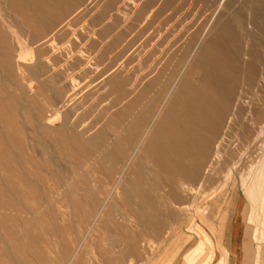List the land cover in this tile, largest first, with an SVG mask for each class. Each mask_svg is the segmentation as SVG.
Masks as SVG:
<instances>
[{
	"label": "rangeland",
	"instance_id": "1",
	"mask_svg": "<svg viewBox=\"0 0 264 264\" xmlns=\"http://www.w3.org/2000/svg\"><path fill=\"white\" fill-rule=\"evenodd\" d=\"M3 1H5L6 4L3 3ZM8 1L9 0H0L1 4L6 5L3 6L0 4V9L2 8L0 12V19L2 18L0 20V117L4 119L2 126L5 125L4 128L0 125V134L2 135H0V143L5 140L3 143H6V145L9 146L7 148V146L5 147L4 144L1 143V147L3 145L6 149H8L6 152L9 153L6 155V152L4 153L2 151V153H4L2 157L7 161L10 160L9 163L11 162L10 164L12 166H16L18 163L16 161L19 160V158H17L18 149L16 150L9 145L7 139L8 136L5 134L6 130H4L6 127L11 128L13 126L14 128H11V130L14 131H12L13 134L23 135L25 143L27 141L26 138H31H28V141L31 142L29 143V146L26 145L27 143L24 146L27 152L25 153L26 150L23 149L26 155L25 159L24 156L22 159L27 162L28 158H30H27V153L28 156H31L29 155L30 151V154L33 153V148L31 149L33 144L32 134L30 137V133L32 132V123L38 126H46L44 124L45 121H43V123L38 122V116L39 118H43V120L51 117H59L63 122V125L67 127L65 128L66 133H80V131H82L85 134L84 137L80 138V140L82 139L83 141H81L84 144H88V142L90 143L89 139L92 138L90 135L95 134L110 119H112V116L117 115L120 112L121 108L125 104H122V102L126 101L127 103L131 99L135 98V96H131V99L129 97L136 89L143 90L147 83L149 84L153 79H156L160 74H162L161 71H164L163 68H167V70H165V79L162 81H165L166 78L168 79L175 73V71L173 72V68L176 65L180 69L184 68L185 60L187 61L188 55H190L195 49V44L197 43L196 40L198 41L200 39V35L203 34L208 23L212 20V16L220 3V0H152L154 1L152 2L153 4L151 3L152 5H149V1L147 3L146 0H115L113 4V0H78L79 2L74 0V9L77 10L80 8L74 16H70V13L64 17L65 19L63 18L64 20L62 19L60 22L56 23L51 29L47 28L45 30H35V32L31 31L30 33L27 29L24 30V32L23 30H21L22 32L19 30L17 19L10 14L11 12ZM146 3L148 5H146ZM144 6L148 8L145 9ZM153 8L155 11L152 10ZM142 9L145 10L143 11ZM4 10L9 11H5L7 13H4ZM149 11L153 12V16H149ZM11 27H13V29ZM208 27L209 31L206 34H221L222 31H228V33L232 34L233 37L239 38V49L241 54L240 57L237 58L238 61L234 58L235 47L230 44H224L222 48L225 50L226 57L224 56L220 62L230 63L231 66L236 64L235 62H238V65L243 68L245 60L242 52L248 51L252 52L255 61L260 62V66L264 68V0H227L224 3L223 8L220 9L218 15L212 20V22H210ZM9 30H14V32L16 31L18 34L13 31L9 32ZM195 35L196 37L198 35L199 39L198 37L196 39ZM222 63H219L218 66L223 65ZM220 76L221 75L218 74L217 78ZM14 78L17 82L14 81ZM124 79H127V81L125 82ZM257 79L259 81L260 77L258 76ZM227 82L228 86L232 90H235L233 101L230 105V108H233L230 110V112H232L234 110L235 103H238L241 81L239 80L236 82L232 79ZM112 83H117V85L120 83H126V85L123 86L122 84L120 85L121 87L113 90L114 84ZM221 85V81L215 82L216 91H214V95L217 99L223 91V87ZM161 88L162 86L160 85L151 88L149 95H147L146 98L158 95V91ZM9 93L11 95L5 96ZM118 97L120 101L116 102ZM7 98L9 99L3 100ZM11 98L14 100H11ZM146 98L142 100L140 104L141 108L143 106L145 107L147 102ZM2 100L5 101V105L2 103ZM222 100L220 103L216 100L214 106L215 109L222 110ZM245 100L246 98H244V101ZM244 101L242 100V102ZM32 105H36L38 107L34 106L37 108V112L34 111ZM4 109H7V111ZM11 109H15L16 111H12ZM189 109L187 108L188 112ZM19 110H22V113ZM28 111H30L32 115H30V112ZM40 111L42 115L40 114ZM2 112L4 113V118L2 116ZM15 112L16 114L14 115ZM47 112L50 113L48 114ZM12 113L15 118L12 116ZM33 113L35 115H33ZM131 113L132 115L128 116L129 119H133L132 116H134V114L133 112ZM187 114L189 115L190 113ZM187 114H185V116H188ZM7 115L11 116V118H13L12 120L16 119L14 120L15 122L13 121L14 125L11 124V118H9V116L7 117ZM27 116H29V120L27 119ZM190 116L191 114L188 117ZM188 117L187 119L186 117H184L185 119L183 118L185 121L182 120L183 124L185 123L182 131L184 134L186 133L183 135V139L184 137L185 139H188L184 142V146L181 151L187 150L186 148L192 139L191 135H193L192 129L190 128L191 118H189V122ZM227 117L228 114H226L224 119L217 123L218 129L216 130V135H214L215 138L211 148L212 151L208 154L204 151L206 153V161L202 165L198 180L196 183L193 182L194 186L202 187V184L204 183L201 181L203 179L205 180L204 175L206 176L211 172L205 170L212 169L210 168V161L213 159V155L216 152V144L220 142L223 136L227 133L224 131L227 125ZM22 119H24L26 123L23 124L24 121ZM7 120L10 123L6 124L8 122ZM263 120L264 117L261 121ZM202 123L204 122H201V126L199 125L198 128L199 130L197 129V131L201 132H199V134L196 133L198 140L200 141L199 148L204 147L201 141H204L206 137L205 133L207 132L204 128H202ZM0 124H2V121ZM20 124L22 125L19 126ZM63 125L53 127V131L61 130ZM257 125L258 123L255 126V131L258 132V128L260 129L262 125ZM22 126L23 128H21ZM185 127L187 128V131H185ZM18 129L22 133H19ZM202 131H204V133ZM41 136L42 135L40 134L39 137ZM88 136H90V138ZM220 136L221 140L219 138ZM86 138L88 139V142H86ZM235 138L236 137L228 138L229 140L234 139L233 142L235 144L232 143L233 147H236L238 144L235 141ZM188 140L189 142H187ZM171 144L169 145L170 147H168L170 149V153H167L168 156L173 159L175 157H182L183 163H186L189 159V152L188 154L185 153V151L184 154L183 152H181L182 154L174 152L175 150L177 151V149L174 147L175 150L173 151ZM41 146H43L41 147L42 149H39L40 146L38 147L40 151L45 150L47 154L49 151H52V148H47L46 144ZM9 148L13 149L12 153V150L10 151ZM4 149L2 147V150ZM15 154L16 157H14ZM4 155L6 157H4ZM9 155L11 157L10 159L8 157ZM11 159H13L16 164L13 160L11 161ZM90 161L88 164L80 166L79 168L74 162L68 163V166L67 162L64 164V161H62V164L59 163L60 166H58L59 164L53 161V167L56 165V167L53 168L54 175L46 170H41L43 173L39 171L38 175H42L43 183L39 181L41 183L40 184L38 180L34 181L36 186L33 184L32 190L36 189L35 191H41L36 192V194H34L35 191H33V200H31L32 197L28 198L30 204L27 203V199L25 200L28 205L33 206V210L30 212L22 210V212L19 213L24 215L22 217L15 212L11 213H14L12 216L16 217V215H18V217H20V220L16 221L15 224L21 227H17L16 225L12 226L14 223L10 222H8L5 226H0V232H2L0 234L2 235L0 236V246L1 250L4 251V256L2 255L1 257L0 255V262L2 264H6L7 261V264H10V262L12 264L13 260L16 264H21V262H27V264H42V256H45L46 258L43 264H68V261L66 262L68 258H63L65 244L68 249L70 248V255H72L75 249L79 247L76 257L69 264H264V240L263 242L255 240L256 226H258L257 228L260 230H263L262 221L264 220L262 218H264V213L261 210L257 211L259 217L262 215L259 218L260 224L248 222L247 218L250 213L251 203H249L250 201L247 199L246 193L244 192L245 190L240 183L241 180H239V176H236L235 180L232 179V182H230L231 180H228L229 182L226 181L229 170L222 175L221 180L215 184L216 186H212L213 188H209L207 191V189L202 187L201 194L203 195H192L194 196L192 197L184 194V196L188 197V199H182L177 202L172 201L173 199L170 198L171 192L169 190L172 189L171 185L173 184V181L169 184L170 179H161V182L158 185L159 187H157V189L155 188L156 190H153L152 194L153 197H157L155 202H160L164 207L163 213L165 217V224L161 229H156V231L151 227L143 228L142 226L137 225L135 218L124 219L122 217L121 213L125 211V207H123L124 196L122 194L124 189H122L119 194L113 195V199L116 202L115 205H117V211L114 214V224L117 227L123 228H113L112 230L106 231L102 228V226H98V224H95L92 228L88 229L90 226L85 225V222L80 221V218L74 213V209L71 207L69 208L65 199L67 195L68 197H74L81 193V190L78 188V177L82 175L81 173L83 171L85 172L84 174H87L86 172L92 174L93 171V174H97V176L95 174L94 177L96 176L100 178L99 173H94L92 167V163L94 161ZM189 162L187 161V164ZM191 162L195 163L199 161L193 160ZM89 163L92 165H89ZM70 164L73 166L74 164L76 165V167L74 166L75 170L72 171L70 169L72 167ZM208 164H210L209 167H207ZM57 167L59 170L56 169ZM83 167L86 169L83 170ZM217 168L218 166H216V169ZM76 169L80 171H76ZM216 169L211 172L212 175L216 174ZM0 172H3L0 173L1 176H11L9 172L1 170V168ZM47 173L49 175H46V177L51 180V176L55 177V174L61 176L56 175L59 179H55V177L52 182L50 179L46 180L47 178L44 175ZM66 173H69L68 175L70 176ZM62 176L66 180H64ZM67 179H69V181ZM178 179L179 178L177 177L174 179L175 183ZM61 180H63V182ZM149 180L151 181V179ZM73 181L76 182L77 185ZM235 183L238 188H234ZM37 184H40L39 188H37ZM151 184L152 183L150 182L147 187H149V185L151 187ZM43 185H45V187ZM47 185L49 187H46ZM51 185L55 186H53L54 189ZM218 185H223L225 187L224 191H222L223 193L221 194L216 190ZM66 186H74L76 189L73 191V189ZM50 187L52 188L51 190ZM56 187L61 190H58ZM150 187L149 190H152ZM45 188H48V190ZM25 189L28 192L30 190V188L27 189L26 186ZM49 190L50 192L54 190L56 193L54 194V191L52 193H48ZM76 190L79 191L77 192ZM59 191L60 195L63 196L59 195ZM216 192L217 194H215ZM38 193L43 194L41 195V198L40 195L38 196ZM35 195L38 197L36 196L34 198ZM62 197H64V200ZM37 198L39 200H42L43 198L47 201L42 203L37 200ZM53 198H55V200ZM48 199L50 200L48 201ZM60 199L63 200L62 204H65L64 207H62V204L59 206L61 201ZM64 201H66V203H64ZM33 202L36 204H33ZM37 203L41 204L38 205ZM51 204H54L55 206H53L55 208ZM56 205H58V208ZM66 205L68 207H65ZM39 206L43 207L42 210ZM203 207L209 208V214L203 213ZM138 210L139 207H137L136 203H133L132 211H136L137 213ZM51 211H53L52 214H50ZM46 213L48 215L50 214V216L46 215ZM101 214L102 216L104 215L103 213H100V215ZM29 218L32 221L28 222ZM32 218H34V222ZM76 218H78V220ZM36 219H38V221ZM23 220L27 221L25 222ZM26 223L27 225H25ZM32 223L35 225H31V227L30 224ZM9 225L10 229L8 228ZM12 227L15 229L13 230ZM17 228L20 229L19 232V229ZM28 229L30 231H28ZM22 230L25 233L22 232ZM13 231L15 233H13ZM26 231L30 232V236L32 237L31 240H33L34 237L33 242L30 240L29 233ZM26 233L28 235L27 238ZM125 233H133L136 235L138 240L135 245H132L128 239H122ZM206 237H209V242L206 240ZM7 239L8 242L6 241ZM35 239L36 242H34ZM4 243L8 244L5 245ZM201 243L205 244V250L199 251L197 256H195L191 261L190 254H192L196 249L195 247ZM29 244L31 246H29ZM2 247H4V250ZM35 247L36 250L39 248H41V250L36 251L34 250ZM10 249L12 250L11 253H13L14 257L9 256ZM37 252H39V256L41 255L40 261ZM5 255L8 258L12 257V261L10 259L6 260L7 258Z\"/></svg>",
	"mask_w": 264,
	"mask_h": 264
},
{
	"label": "bare ground",
	"instance_id": "2",
	"mask_svg": "<svg viewBox=\"0 0 264 264\" xmlns=\"http://www.w3.org/2000/svg\"><path fill=\"white\" fill-rule=\"evenodd\" d=\"M73 1L74 0H9L8 2H9V9L11 12L10 14L13 15V17H15V19H17L18 24H19L18 25L19 30L20 31L23 30V32H24V30L27 29V30H29L28 32L31 33V31L35 32V30H45L47 28L51 29L56 23L60 22L65 16L69 15L70 13H71L70 16H74L80 10V8L75 10L74 9L75 3ZM146 1H147V3L149 1V5L152 2H154L152 0L151 1L146 0ZM226 1L227 0H220V3H219L216 11L214 12V14L212 16V20L218 15L220 9L223 8L224 3ZM114 2H115V0L112 1V4ZM3 3H5V1H3ZM117 3H115V4H117ZM147 3H146V5H148ZM1 5H3V4H1ZM127 7H129V6H127ZM144 8L147 9L148 7L146 8L144 6ZM1 9H0V12H1ZM152 10L155 11L154 8ZM5 11H9V10H4V13H7ZM152 13L153 12H150V15H149V13H148V15L151 16ZM4 17H6V16H4ZM212 20L210 22H212ZM17 21H16V23H17ZM210 22L208 23L207 27L205 28L203 34L200 35L201 36L200 39L197 35L199 40L198 41L196 40L197 43L195 44V49L192 51V53L190 55H188L187 61L185 60L184 68L180 69L176 65L177 67L175 66L173 68V72L175 71V73L173 75H171V77H169L168 79L166 78L165 81H162L165 79L164 78V75L166 74L165 70H167V68H163L164 71L163 72L161 71L162 74H160L156 79H153L149 84L147 83L143 90L136 89L129 97L131 99L132 97L135 96V98H133L131 100L129 99L130 101H128L127 103H126V101L122 102V104L123 103H125V104L121 108L120 112L117 115L112 116V119H110L95 134L90 135L92 137L91 139H89L90 143L87 141L88 140L87 138H86V142H88V144L87 143L84 144L82 142L83 140L82 139H81L82 141L80 140V138L84 137V134H85L82 131H80V133L73 132V131H72L73 133H70V132L66 133L65 128H67V127H65L63 125V122L60 120L59 117H51L49 119L43 120V118H39V116H38V122L43 123V121H45L44 124L46 126H38V125H35L34 123H32V125H31L32 132L30 133V137L32 134V139H33L32 146L33 147L31 146V149L33 148L32 149L33 153L30 154L31 153V151H30L29 155H31V156H28V153H27V158L30 157V158H28V162H27L26 160H24L25 155H26L25 153L27 152V150L24 148V146L26 143H27L26 145H28V146H29V143H31L28 141L29 137L26 138L27 141L25 143V139H24L23 135L13 134L14 131L11 130V128L13 126L11 128L6 127L4 130H6L5 134H7V136H8L7 139H8L9 145L12 148H15L16 150L18 149L17 150L18 151L17 158H19V160H16L18 162L16 166H12L10 164L11 162L9 163V161H10L9 159L11 158L10 155L8 156L9 159L7 158L9 161H7L6 159H4L2 157L3 154L8 150L5 148L7 146L6 143L5 144L3 143L5 140H3V138H2L3 141L1 143L4 144V146H5L4 147L2 145V147H3V149L5 148L6 150L5 149L2 150L1 143H0V168H1V170H5V171L9 172L11 176H9V175H6V176L2 175L1 176V174H0V176H1V179H0V226H5L8 222H10V223H14L13 225L11 224L12 226L16 225L17 227H21V226H18L17 224H15L16 221L20 220L19 219L20 217H18V215H16V214L21 213L22 210L23 211L26 210L27 212H30L33 210V208H32L33 206L28 205V204H30L28 198L32 197L34 194H36V192L41 191V190L35 191L36 189L32 190L34 181L38 180V182L41 181V183H43L42 175L41 174L38 175L39 171L42 172L41 170H46L49 173H53V170H54L53 168L56 167V165L53 167V165H52L53 161L57 162L58 164L61 163L62 161H64V164H65V162H67V164L74 162L77 165V167L79 168L80 166L88 164V162L90 160H92L94 162L92 163L93 165L90 163H89V165H92L94 173L95 172L99 173L100 178L96 177L97 176L96 173H95L96 174V176H95L96 178H95L94 177L95 174H93V171H92V174L88 173V172H86L87 174H84L85 172L83 171L81 173L82 175L80 177H78L79 178L78 188L81 190V193L79 195L74 196V197H68V195L67 196L65 195L66 196L65 199L68 203L67 205H69V208L71 207L74 209V211H75L74 213L76 214L77 217L80 218L81 222H85L86 223L85 225L90 226L88 229L92 228L93 225H95V224H98V226H102V228H104L106 231L112 230L113 228H115V229H122L123 228V227H117L114 224V219H115L114 214L117 211V205H115L116 202L113 199V197H114L113 195L119 194V192L122 189H124L122 194L124 196L123 207H125L124 208L125 211H123V213H121L122 217L124 219L135 218L137 225H140L143 228L151 227V228L155 229V231H156V229H161L162 226H164V224H165V217H164V213H163L164 207L161 205L160 202H158V201L155 202L157 197H153V194H152L153 190L155 191L157 189V187H159L158 185L161 182V179H165V178H168V180L170 179L169 184H171V182L173 181L172 182L173 184L171 185L172 189L169 190L171 192L170 198L173 199V200L171 199L172 201L177 202V201L182 200V199H186V198L188 199V197H185L184 194L190 195V196H192V195L196 196V195H199L202 193V191H201L202 187L207 189V191L209 188L210 189L213 188L212 186L213 185L216 186L215 184L221 180L222 175L225 174V172L227 170H229V172H228V178L226 179V181L231 180L230 182H232V179L235 180L236 176H239V178H240L239 180H241L240 183L245 190L244 192L246 193L247 199L250 201L249 203H251L250 213H249L248 218H247L248 222L253 223V224H255V223L260 224L259 218L262 215L259 217L257 211L261 210L264 213V120L261 121V119L264 117V68H262L260 66V62L255 61V59L253 58L252 52H248V51L242 52L244 60H245L244 64H243L244 65L243 68H241L238 65V62H235L236 64H234L233 66H231L230 63H227V62H225V63L220 62L221 59L224 58V56L226 57L225 50H223V48H222L224 44H230V45L234 46L235 47L234 58L237 59L240 57L241 53H240V49H239V46H240L239 38L233 37L232 34L228 33V31H222L221 34H211V33L206 34L209 31L208 26L210 25ZM11 28L13 29V27H11ZM16 29H18V28H16ZM214 30H216V29H214ZM12 31L14 32V30H12ZM12 31L9 30V32H12ZM210 32H212V31H210ZM14 33H16V31ZM16 34H18V33H16ZM31 36H32V34H31ZM195 37H196V35H195ZM197 37H196V39H197ZM164 38H167V37H164ZM3 51H5V50H3ZM241 51H243V50H241ZM11 53H13V52H11ZM81 55H83V54H81ZM9 57H10V55H9ZM236 61H238V59ZM219 63L220 64L222 63L223 65L218 66ZM165 64H167V63H165ZM156 68H157V66H156ZM218 74H220L221 76L217 78ZM258 76L260 77L259 81L257 79ZM17 79H19V78H17ZM232 79H234V81H236V82H238L240 80L241 85L239 87L238 103H235L234 110L232 112H230V110L233 109L232 107L230 108V105L233 101L235 90H232L228 86L227 81L232 80ZM14 81L17 82V80H15V78H14ZM124 81L126 82L127 79H124ZM217 81H221L222 82L221 86L223 87L222 94L220 96L217 94L219 96L218 99L220 101L214 95V91H216L215 82H217ZM0 82H1V80H0ZM12 83H14V82H12ZM18 84H19V82H18ZM112 84H114L113 90L118 89V87H121L120 85H122V84H123V86L126 85V83H120L119 85H117V83H112ZM127 85H128V83H127ZM157 85L162 86V88L158 91V95H156V96L154 95L152 97L146 98V96L149 95L150 89L153 87H156ZM218 85H219V83H218ZM32 87H33V85H32ZM9 95H11V94L9 93L5 96H9ZM2 96H3V93H2ZM221 96H222V98H221ZM9 98L3 99V100H8ZM145 98H146L147 102L145 104V107L143 106L144 108L142 107L143 108L142 109L140 104H141L142 100ZM244 98H246L245 101H244ZM11 100H14V99L11 98ZM216 100L218 101V103H220L222 100V110L221 109H215L214 106H215ZM242 100L244 102H242ZM119 101L120 100L118 97L116 99V102H119ZM2 103L4 104L5 101H3ZM15 103H16V101H15ZM0 104H1V101H0ZM32 106L31 107L34 109V111L37 112L38 107L36 105H32ZM34 106H36L37 108H35ZM31 107H30V109H31ZM2 108H5V107H2ZM187 108L188 109L190 108L189 112L187 111ZM4 110L7 111V109H4ZM12 111H16V110L13 109ZM30 111H28V112H30ZM34 111H32V112H34ZM20 112L22 113V110ZM131 112H133V114L135 116V117L132 116L133 119L128 118L129 115H132ZM187 113H190L191 116L188 117L190 114L188 115ZM15 114H16V112L14 113V115ZM20 114H19V116H20ZM29 114L32 115L31 112ZM40 114H41V111H40ZM185 114H187L188 116H185ZM226 114H228V117H227V125H226L224 131H225V133L226 132L227 133H226V135L223 136L222 140H221V136L219 137L221 140V141L219 140L220 142L217 143V141L215 140L217 143V144L215 143L216 144V152H215V154L212 152L214 155H213V159L210 161V164H211L210 168H212V169L211 170H205V171H211L212 172L213 170L216 169V166H218V168L216 169L217 172L215 175H212L211 172H210V174H208L206 176L204 175L205 180L204 179L202 181L200 180L201 182L204 183V184H202V187L194 186L193 182L196 183V181L198 180V177L200 176V173H201L202 165L206 161V158H205L206 153L208 154L210 151H212L211 148H212V144H213L214 138H215L214 135H216V130L218 129L217 123L219 121H221L222 119H224ZM3 115H4V113L2 114V116ZM26 115H27V113H26ZM33 115H35V114L33 113ZM0 116H1V114H0ZM8 116L9 115H7V117ZM12 116H13V113H12ZM29 116H27V119L29 118ZM30 117H32V116H30ZM40 117H43V116H40ZM184 117H186V119L188 117V120H189V118H191L190 119L191 122L189 120L191 125L188 122L187 123L190 125V128L192 129V132H193V135H191L192 139L190 141V144L188 145L187 143H185L186 145H188V147L186 148L187 152L185 150L184 151H185V153L188 154V152H189V154H190V155H188L189 159L187 161L188 162H189V160H190V162L193 160L199 161V162H195V163L191 162L192 164L190 162H189L190 164L189 163L187 164V161H186V163H183L182 157H178V158L175 157L173 159V158L169 157L167 154V153H170L169 152L170 149L168 147H170L169 145L172 142L173 143L171 144V147L173 148V151L175 150L174 149V147H175L177 149V151L175 150L174 152H177L180 154H182L181 152H183V154H184V151H181V149L184 146V142L186 141V139H188V138L185 139V137H184L185 140L183 139V135L186 134V133L184 134L182 131V129L185 125V123L183 124V121H182L185 119ZM3 118H4V116H3ZM9 118H11V116H9ZM130 118H131V116H130ZM12 119L13 118H11V124L14 125L13 121L16 119H14V120H12ZM20 119H21V117H20ZM33 119H32V122H33ZM3 120L4 119L1 120L2 121V124H0L1 126L3 125ZM22 120L24 121V119H22ZM201 122H204V123H202V125H203L202 128H204L207 131L205 133L206 137H205L204 141L203 140L201 141V143H203V145H204L203 148H199L200 141L198 140V136L196 134V133L199 134V132H201V131H197ZM8 123H10V122L8 121L6 124H8ZM18 123H20V122H18ZM24 123H26V121H24L23 124ZM257 123H258L257 126H259V124L262 125L260 127V129L258 128V130H259L258 132L255 131V126ZM16 125H17V123H16ZM21 125L22 124H20L19 126H21ZM62 125H63V128L61 130L53 131V127L62 126ZM7 126H9V125H7ZM4 127H5V125L2 126V128H4ZM24 127H26V126H24ZM21 128H23V126ZM188 128H189V126H188ZM186 129L187 128L185 127V131H187ZM24 130H26V129H24ZM2 131H3V129H2ZM20 132L21 131L19 130V133ZM202 132L204 133V131H202ZM15 133H16V131H15ZM40 134L42 135L41 137H39ZM200 134H202V133H200ZM90 136H88V137L90 138ZM227 136H228V138L229 137H231V138L236 137L235 141L238 143L236 147L232 146L233 145L232 143H234L233 142L234 139L229 140L227 138ZM29 139H31V138H29ZM187 142H189V140ZM45 144H46L47 148H49V149L52 148V151L51 152L49 151L48 154L45 152V150H41V151L39 150V149H42L41 147H43L41 145H45ZM39 146H40V148L38 149ZM8 147L9 146H7V148ZM165 147H167V148H165ZM23 149L26 150L25 153H24ZM2 151L4 153H2ZM10 151L12 153L13 149H10ZM5 154L8 155L9 153L6 152ZM23 156H24V159H22ZM4 157H6V156L4 155ZM14 157H16V154L14 155ZM12 160L13 159H11V161ZM14 160H15V158H14ZM14 160H13V162L15 163ZM92 161H90V162H92ZM171 161H173L174 163ZM75 164H74V166L76 167ZM210 164H208L207 167H209ZM70 165L72 166L70 169L72 171L75 170L74 166L72 164H70ZM58 166H60V164ZM68 166H69V164H68ZM56 169L59 170L58 167ZM85 169L86 168L83 167V170H85ZM205 169H207V168H205ZM76 171H80V170L76 169ZM66 172H67V170H66ZM0 173H3V172H0ZM9 173H7V174H9ZM61 174H62V172H61ZM46 175L48 176L49 174L47 173L44 176L46 177ZM53 175H54V173H53ZM56 175H58V174H55V177H56ZM58 176H61V175H58ZM68 176H70V175H68ZM51 177H52V180L50 178L49 179L53 182V180H54L53 178H55V177H53V176H51ZM57 177L55 179H59ZM173 177H174V179L176 177L179 178L176 183H175ZM32 178L35 180H33ZM49 179L47 178L46 180H49ZM63 179H64V177H63ZM75 179H77V178H75ZM149 179H151V181ZM64 180H66V179H64ZM67 180L69 181V179H67ZM61 181L63 182V180H61ZM149 181L152 183L151 187L149 185V187L152 190H149V187H147V185L150 183ZM44 182H45V180H44ZM74 183L76 184V182H74ZM44 184H46V183H44ZM58 184H60V183H58ZM39 185L37 188H39ZM67 185H69V184H67ZM76 185H74V186H76ZM25 186L27 189L30 188L31 191L30 190H29V192L26 191ZM43 186L45 187V185H43ZM53 186L51 185L52 188H53ZM71 186L70 187L66 186V187H69V188L73 189V191H75L74 189H76V187H74V186L71 187ZM162 186H164V185H162ZM46 187H49V186L47 185ZM51 187H50V190L52 189ZM235 187H237L236 183L234 184V188ZM56 188H55V190H56ZM224 188L225 187L223 185L222 186L218 185L216 190H217V192H220V194H221V193H223L222 191H224ZM45 189L48 190V188H45ZM45 189H43V190H45ZM50 190L48 191V193L50 192ZM33 191H35V193ZM52 192H50V193H52ZM217 192L215 194H217ZM55 193L56 192L54 191V194ZM39 195L41 198V195H43V194L38 193V196ZM59 195H60V191H59ZM201 195H203V194H201ZM36 196L37 195H35L34 198ZM44 196H45V194H44ZM44 196H43V198H44ZM60 196H63V195H60ZM194 196H192V197H194ZM43 198H42V200H39L37 198V200H39L42 203L46 202L47 200L45 201ZM62 198L64 200V197H62ZM26 199L28 200V202H27L28 204L25 202ZM53 199L55 200V198H53ZM31 200H33V197L31 198ZM49 200L50 199H48V201ZM63 200L60 201L59 206H60V204H62ZM66 201H64V203H66ZM35 202H36V200H35ZM137 202H138V204H137ZM133 203H136L137 207H139V210L137 213H136V211L135 212L132 211ZM33 204H36V203L33 202ZM37 204L39 205L41 203H37ZM51 205L53 206L54 204H51ZM64 205L62 207H64ZM67 205L65 207H68ZM56 206L58 208V205H56ZM39 207H41V206H39ZM42 208L43 207H41V210H42ZM49 208H50V205H49ZM202 209H203L202 210L203 213H208L210 211L208 207H203ZM211 209H213V208H211ZM35 211H37V210H35ZM12 212L16 213L15 214L16 217L12 216L14 214V213L11 214ZM52 213H53V211L50 212V214H52ZM54 213H55V211H54ZM100 213H103L104 215L102 216V214L100 215ZM25 214H29V213H25ZM43 214H45V213H43ZM50 214L48 215L46 213V215H48V216H50ZM19 215L21 217L24 216L21 214H19ZM37 215H38V213H37ZM26 216H29V215H26ZM212 216H213V214H212ZM100 217H102V218H100ZM23 218H21V219H23ZM37 218H38V216H37ZM53 218H55V217H53ZM32 219L34 222V218H32ZM39 219H40V217H39ZM76 219L78 220V218H76ZM262 219L264 220V218H262ZM36 220L38 221V219H36ZM13 221H15V222H13ZM23 221H25V220H23ZM30 221H32V220H30V218H29L28 222H30ZM262 222H263L262 223L263 224V226H262L263 230L262 229L260 230L259 228H257L258 226H256L255 240H260L263 242V240H264V221H262ZM25 225H27V223ZM31 225L33 226L35 224L32 223V224H30V226ZM9 227H10V225L8 226V228ZM12 228H13V230L15 229L14 227H12ZM27 228H29V227H27ZM17 229H19V228H17ZM17 229H16V231H17ZM19 231H20V229L18 230V232ZM28 231H30V230L28 229ZM28 231H26V232H28ZM22 232H24V231L22 230ZM1 233L2 232H0V234ZM13 233H15V232L13 231ZM28 233L30 236V232H28ZM26 235H27V233H26ZM84 235H85V233H84ZM0 236H2V235H0ZM27 237H28V235L26 236V238ZM29 238L31 240L32 237L30 236ZM5 239H6V237H5ZM122 239H125V240L128 239L132 245H135L137 240H138L136 235L133 233H131V234L125 233V235ZM30 240H28V241H30ZM33 240H34V237H33ZM33 240H31V241L33 242ZM206 240H208V242H209L210 241L209 237H206ZM6 241L8 242V239ZM34 242H36V239ZM111 243H113V242H111ZM4 244L7 245L8 243L7 244L4 243ZM9 245H10V243H9ZM14 245H16V244H14ZM110 245H112V244H110ZM204 245H205L204 243H201L197 247H195L196 249L193 251L192 254H190L191 261L195 256H197L199 251L205 250ZM29 246H31V245L29 244ZM2 249L4 250V247H2ZM11 249L9 251V253H10L9 256L14 257L13 253H11V251H12ZM50 249H51V247H50ZM69 249H68L67 245L65 244L64 252H63V255H64L63 258H68V260H66V262L68 261V264L70 262H72L73 259L76 257L77 252L79 250V247H77L75 249V251L73 252L72 255H70ZM0 250H1V246H0ZM7 250H9V249H7ZM34 250H36V247L34 248ZM37 250H41V248H39ZM38 253L39 252H37V255H38ZM0 255H1V257H2V255L4 256V251L1 250ZM40 256H39V261L42 259L41 263L43 264V262L46 258H45V256H42L40 259ZM5 257L7 258L6 260L12 259V257L8 258L6 255H5ZM6 260H4V261H6ZM33 261H34V259H33ZM13 262H14V260L12 261V264L15 263V262L14 263ZM29 262H31V261H29ZM7 263H8V261H7ZM0 264H2V263L0 262ZM10 264H11V262H10ZM21 264H27V262H21Z\"/></svg>",
	"mask_w": 264,
	"mask_h": 264
}]
</instances>
